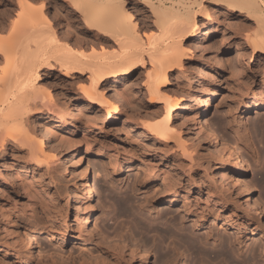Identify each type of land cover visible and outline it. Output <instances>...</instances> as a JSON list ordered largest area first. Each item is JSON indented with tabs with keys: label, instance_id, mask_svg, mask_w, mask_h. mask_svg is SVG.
I'll return each instance as SVG.
<instances>
[{
	"label": "rangeland",
	"instance_id": "rangeland-1",
	"mask_svg": "<svg viewBox=\"0 0 264 264\" xmlns=\"http://www.w3.org/2000/svg\"><path fill=\"white\" fill-rule=\"evenodd\" d=\"M2 1L3 0H0V4ZM12 1L15 3L17 0ZM49 1L51 3H49V11L52 13L50 16L56 11L57 7L55 6V2L56 5L61 4L64 7L67 6L65 0ZM130 5L133 7L134 12L135 10L138 11L135 14L138 20H141H139L141 25H146V22L147 24L151 23V13L143 11L135 1ZM206 5L208 8L210 7V12L208 16L201 14L198 16L199 33L197 32V39L190 38L191 40L189 39L185 44L194 51L191 52L190 57L185 60L183 69H177L169 74L171 83L164 87L166 93H170L178 100H181L183 97L185 98V100L181 102L183 108L175 112V119L173 122L174 136L166 140L168 141V146L171 144L170 148L167 146V151L162 145L163 143L160 142L158 138L152 136L144 127V121L147 115L156 114L163 109L161 103H152L149 100V92L146 85V72L150 68L149 64L146 68H140L136 74L121 79L119 82H116V86L108 89L109 92L106 94L108 95L107 98L109 97L110 101L116 102L120 107L118 113H110V115L114 114L115 117L110 116L105 109L97 104L87 108V99L80 92L79 88V86L84 85V83L85 85L89 84L87 75L83 79L75 78L72 82L65 84L63 82L65 79L64 76L62 75L60 77L59 75H61V73L57 69L49 71L44 70L41 72L42 75L39 84L41 83L49 86V79L54 73L59 77L57 79L54 78V87H52L53 91L51 92L55 102L59 104L58 106L61 111L59 112V117L49 122L50 126L54 128L53 132H56L55 134L57 135H55V137L53 133L49 135L48 139L46 138V150L50 152H48L49 154H54L55 157L47 162L43 157L33 156L30 152V147L27 145H22L10 139L7 145L0 146V212L4 211L9 213L11 211V221L16 223V225L9 221L5 223L0 213V264H112L113 261L118 264H143L141 259L138 258L140 257L138 256V250H144V248L149 247L150 257L145 264H160L158 263L159 261L156 260V252H154L156 250L154 249H158V246L161 244L159 241L162 239L160 235L162 236L163 232H157L161 231L163 225H165V227L169 225L171 228H176V230L173 229L175 233L177 229H179L180 231H177L178 233H176L175 236L182 235L184 230L182 231L181 229H186V226L187 230L195 231L194 234H196V236L198 235L197 233L200 235L204 233L205 230L202 229L199 230L200 232H197L192 229L193 226H191L192 222L190 220H188L189 223H185L186 226L184 227V224L182 223L183 226L181 225V221L178 217H176L174 221H172L171 215L164 216L166 220L164 217L161 218L160 212L162 209H159V205H156L158 207L157 210H160L159 212L157 210H152L149 206L145 208L144 206L147 204H144L145 198H147V196H152L151 198L155 200L157 196V191L155 190L159 188L154 186L151 181L144 182L141 181L140 178H142L144 172L149 174L166 172L169 174L174 169V171L186 177L188 175L187 167L192 163L194 164L193 166H195L193 167V172L196 176H194V178L196 181L202 182L203 186L200 189L196 184L191 186L188 195L191 196L193 200L198 202L201 201V205L203 204L202 207L206 206L207 208L208 206L209 208L207 209L216 208L218 205L220 207V204L215 205L213 203V193L215 192L214 190L218 192V190L220 191L221 189L220 192H222L223 196L225 195L224 197L227 196L228 199L239 200L238 202H240L242 197H236L235 192L230 189L227 190L226 188L228 187L225 182L222 179L220 180V173L223 172V168L220 167L219 162L215 158L216 151L213 149L214 145L212 138H215L218 143L225 140L228 145L235 143L238 146V155L245 166L241 178L251 183L250 186L253 199L257 197H259L257 199H261L262 202L260 201L259 208L264 216V167L261 165V161L264 158V111L261 113L253 112L250 115H248L246 111L247 106L251 108V111H254L253 102L257 101L255 100L257 97L264 96V72L260 68L264 61V52L256 53L253 51V47L247 42L246 37H244V34L255 24L252 21L245 20L243 12L236 11V13L232 14L227 10L225 5H218L215 2H208ZM1 8L2 6H0V9ZM14 10L16 11L17 8L13 9V12H15ZM226 11L228 12L226 13ZM69 12L70 10L67 13L69 14ZM51 17L53 18V16ZM144 17H147L146 20ZM240 20H243L244 23L248 22L249 27L241 23ZM54 22L57 27L60 26V21L58 19H56V21L54 19ZM250 24L253 26H250ZM1 26L0 21V32H2ZM242 27L245 28L243 29ZM246 28L249 29L244 32ZM144 30H148V32L150 31L151 33L153 29L144 27ZM239 30L241 32L244 31L241 34ZM3 31L5 32H3L4 34L8 32L7 29H3ZM203 32H206V34L200 36ZM61 36L62 33L60 29V39L63 38ZM75 39L76 37L71 39V41L74 43ZM86 41L87 42H83L84 46L82 50L84 51L82 52L88 51L87 53H89L90 49H92L90 52L95 51L92 42ZM96 47L101 50V46L99 48V46L96 45ZM209 63L212 64L209 65ZM0 64H4V61L1 60ZM103 87L104 85H102L100 89ZM115 90L120 91V93L116 91L120 96L127 91H131V93H124L130 96H123V98L122 96H117ZM213 91H216V95L209 103L206 112L207 119L200 115V113L197 114L199 108L194 106V103H199L203 97L208 98V95ZM128 96L129 98L133 97L136 101L130 99L132 101L131 103L130 100L127 99ZM260 100L264 101V98L259 99V101ZM76 102L84 108L86 106L84 109L86 112L85 115H78L74 105ZM193 114H196L199 125L196 120L195 126H193ZM39 115H41V113L37 112L33 116L32 126L37 124L38 118L40 117ZM78 117L81 121L78 120ZM57 119H59V121ZM206 119L218 130L216 135L212 132L210 127H208V122H205ZM65 121L73 123L74 126H66ZM114 124L119 125V130L114 128ZM201 125L204 129L208 127L207 131L211 135L203 137L202 135L206 134L204 131L198 133L197 127ZM60 136H62V139H58L59 142L65 140L64 142L59 143L58 140H56V138H60ZM243 136L247 141L244 140ZM180 140H183V142L185 141L187 145L189 144V147L191 146L190 149L192 150L188 147L191 153L187 151L188 154H186V156L184 153H181L184 151H181L182 148L178 146ZM56 142L59 144H56ZM159 147L163 148L160 149ZM89 149L92 152L87 154ZM169 149L173 150L170 151ZM189 155L193 159H191V157L189 159ZM72 157H77L76 159L78 160L80 159V163H72L74 162L72 161ZM195 158L197 160L200 159V162H196ZM110 160L119 161L124 165L120 174L114 173L116 177H112V174L110 175L106 170L105 165L109 164ZM181 160H183L182 162L184 164L180 162ZM47 163L50 164L48 165ZM176 163L181 167L179 168ZM195 163H198V166L195 165ZM134 164L139 165L140 169ZM184 165H187V169L184 168ZM171 166L175 167L172 168ZM85 167L87 168L88 180H90L91 183H93L94 179L98 181V194L94 192V196L91 199H82L79 190L82 187L81 183L83 180L79 172ZM141 169H143V171ZM5 170H9L8 173L10 174L5 173ZM94 174L96 178H93L95 177ZM10 175L11 177H9ZM229 175L231 178L235 177L234 179L237 177L235 170L228 169L227 176ZM242 179H240V182H242ZM186 180L187 177L184 180L187 184ZM209 190L213 191L210 192ZM227 191L231 192L229 193ZM125 197L129 200L127 204L124 203L126 204L124 205L126 211L120 209L121 207L119 205L120 198L124 199L125 202L127 201ZM199 197H201L203 201L200 200ZM205 199L208 200V204H206ZM149 208H151V210H149ZM88 213H91V220H94L96 226H99L96 227L94 231L92 229L94 222L92 226L87 225L86 214L88 215ZM174 213L177 214V212ZM150 216H153L157 221ZM168 217H170V219ZM35 220H37L36 223H34ZM154 221L156 223L161 221L162 223L159 222L160 224L157 223L156 225ZM24 222H27L25 224L30 223L32 225L30 231L34 234L33 236L35 239L33 238V241H39L42 252L39 254L35 247L31 248L30 251L32 254L30 258L26 261H21L20 257L12 254L9 246L13 244L14 246L19 245V237L17 236L20 232L23 233L25 227ZM150 223H154V227L158 226L156 227L157 230L154 228L156 231L154 229L152 231L153 225H150ZM261 223L264 224V221ZM179 225L182 226V228H180ZM104 227H106V230ZM91 230L92 233H90ZM115 231L117 233L120 232L116 235L117 233ZM213 231V236L215 238H211L210 242L209 239L205 237L206 232L204 236L203 234L200 235L203 236L204 239L206 238L207 245L205 243L203 246L205 245L208 249L216 247L213 242L216 244L215 239L218 238L217 232H220L223 236L225 235V237L229 235L227 231L225 232V228L221 223L214 224ZM128 235H132V237L135 235L134 238L137 236L135 238L136 243L133 241V238H130ZM177 237H173V241H170L168 238L170 241L168 244L171 245L170 247H172V244L176 243L181 250L176 244L175 246L178 247L183 256L185 252L186 257L184 256V260L188 262V264L192 262L193 264H198V257L191 252L184 242H182L183 244L180 243V237H178V239ZM258 237L259 235L256 236V234L254 235L250 231V239L248 240L249 247L252 245L251 243L254 244L255 241L259 243L260 239ZM123 238L127 241H124ZM129 238L131 241H129ZM151 240L155 244H152ZM119 241H122L124 244H120ZM145 243L150 244L147 246ZM134 245H136L138 250H133L132 252ZM248 249L249 248L244 247L242 250L243 253L245 252L246 256L248 255L247 253H249ZM131 252L135 255L132 256ZM257 252L259 251L257 250ZM243 253L241 256H237V259L241 260L242 257H246ZM116 255H119L117 259L115 258ZM120 258L121 260H119ZM259 260L260 261H257V263L259 262L258 264H261L260 262L264 264V261H262L264 258L262 259L260 256ZM207 261V259H204L203 264H216L215 261ZM115 262L113 264H115Z\"/></svg>",
	"mask_w": 264,
	"mask_h": 264
},
{
	"label": "bare ground",
	"instance_id": "bare-ground-1",
	"mask_svg": "<svg viewBox=\"0 0 264 264\" xmlns=\"http://www.w3.org/2000/svg\"><path fill=\"white\" fill-rule=\"evenodd\" d=\"M134 1L143 9V11L151 13V23L147 24L146 22V25L140 24L141 20L139 19V21L135 14L138 11L135 10L134 12L133 7L130 5ZM65 2H67L66 7L62 6L61 4L56 5L55 2V6L57 8L56 11H54L55 13L51 15L53 16V18L50 16V14L52 13H50L49 11V6L51 4L49 0H17L15 3L12 0H3L0 4V6H2V8L0 9V21L2 25V32H0V61H4L5 64V66L4 64H0V68L3 67L2 69H0V146L7 145L9 139L13 140L22 145H27L28 147H30V152L33 156L43 157V159L47 162L52 160L55 156L54 154H49L50 152L46 150V138L48 139L49 135L53 133V136L57 135L55 134L56 132H53L54 128L50 126L49 122L50 120H54L56 119V117H59V112L61 111V109L58 106L59 104L55 102L54 96L51 92L53 91L52 87H54V78L57 79L59 77L56 73H54L49 79V86L46 84H39L42 71H49L52 69L59 70V72L61 73V75L59 76H64L65 79L63 82L65 84L72 82L75 78L83 79L87 75L89 84L85 85L84 83V85L79 86L80 92L87 99V108L93 107L94 104H97L101 108L105 109V111H107L110 115L111 112L118 113L120 107L116 102H112V100L110 101L109 97L107 98L108 95L106 94L109 92L108 89L116 86V82H119L121 79L131 77L132 75L136 74L140 68H146V66L149 64L150 68L146 72V85L149 92V100L152 103H161L163 109H160L161 111L153 115L149 113L150 115H147L146 120L144 121V127L148 130L149 133L152 134V136L158 138L159 141L163 143L162 145L166 150L170 148L171 145L169 144L168 146V141L166 140L174 136L173 122L175 119V112L183 108V104L181 102L184 101L185 98L183 97L181 100H178L170 93H166V90L164 91V87L168 86L171 83L169 74L177 69H183L185 60L190 57L191 52L194 51H192V49L187 47L185 44L190 38H196L198 35V16L200 14L206 16L209 15L210 7L208 8L206 3L215 2L218 5H225L227 10L232 14L236 13V11L243 12L245 20L252 21L255 24L254 26L250 24V26L252 25L253 27H251L250 29L246 28L245 31L243 30L244 32H246V30L249 29L244 34V37H246L247 42H249V44L253 47V51H255L256 53L264 52V0H65ZM14 7L17 8L16 11L14 10L15 12H13V9H15ZM69 10L71 13L69 12L68 14L67 12ZM228 11H226V13ZM144 18L146 20L147 17ZM54 19L55 21L56 19L60 21L59 27L56 26ZM240 22L244 23L243 20H240ZM244 24L249 27L248 22ZM144 27L153 30L150 33V31L148 32V30H144ZM245 27L242 28L244 29ZM3 29H7L8 32L4 34L5 32L3 31ZM60 29L62 33L61 37H63L62 39H60ZM239 32L241 31L239 30ZM205 34L206 32H203L200 36ZM74 37H76V39L73 43L71 39H73ZM86 40L92 42L93 49L95 50L93 52H90V50H92L90 49V54L87 53L88 51L84 52L85 54L82 52L84 51L82 50L84 46L83 42H87ZM96 45H98L99 48L101 46V50L98 49ZM211 64L212 63H209V65ZM260 68L264 72V61L261 64ZM102 85H104V87L100 89ZM116 91L119 90H115V93ZM129 92L131 93V91H127L124 93ZM122 94V97L129 95ZM116 95L120 96V94L118 93H116ZM215 95L216 91H213L208 95V98L203 97L201 98V101H199V103H194V106H197L199 108L197 114L200 113V115L207 118L206 112L208 110L209 103L214 99ZM129 96L127 98L128 100L133 99V97L129 98ZM261 98H264V96L257 97L255 99L257 101L253 102L254 111H251L250 107H246L248 115L253 112L261 113L264 111V101H259V99ZM128 100L126 101L129 102ZM78 102L74 103L77 110L76 112L78 113V115H85L86 112L84 109L86 108V106L84 108ZM130 102L132 103L131 100ZM37 112H40L41 115H39L40 117L38 118L37 124H34L35 126H32V118ZM110 116L113 117L114 114H111ZM194 117L192 119L194 120L193 126H195L196 120L197 124L199 125V121L198 119H196V114L194 115ZM59 119L57 120L59 121ZM207 119L205 122L209 121H207ZM78 120H80V118ZM65 123L66 126H74L73 123L69 121H65ZM113 126L118 130L120 128L118 124H114ZM208 127H210L215 135L218 133V130H216V128H214V126L209 122ZM207 128L204 129L202 125L197 127L198 133L204 131V133L206 134L201 135L203 137H206L207 135L208 137V135L211 134L207 131ZM61 137L62 136H60V138H56V140L62 139ZM64 141L61 140L59 142L58 140L59 143ZM212 141L214 145L213 149H215L214 151H216L215 158L219 162L220 167L223 168V172L220 173V180L222 179L225 182L228 187L226 188L227 190L230 189L235 192L236 197H242L240 202H238L239 200L228 199L227 196L224 197L225 195L223 196L222 192H220L221 189L220 191L218 190V192L214 190L215 192L213 193V203L215 205L220 204V207L218 205V207L216 208L207 209L209 208L208 206L207 208L206 206L202 207L203 204L201 205L200 201L202 200L201 197H199L200 202L193 200L191 196L188 195L191 186L196 184L199 189L203 186L202 182H198L194 178L195 174L193 172V167L195 166H193L194 164L190 163L191 165H188L189 167H187V184L184 182L186 177L174 171L175 169L172 172L170 171L171 173L169 174H167L165 171L164 172L166 174H149L145 172L144 175L141 174L142 178L139 177L141 181H151L154 186L159 188L158 190H155L157 191L155 200L151 198L152 196H147V198H145L146 200H144V204H147L144 207L146 208V206H149L152 208V210H157L158 207L156 205H159V209L162 210L160 212L161 216L159 215V213L158 217L160 216L161 218H163L164 216L171 215V218L173 219L172 221H174V219L176 220V217H178L181 222L179 220L177 221L180 222L182 226L184 224V227L186 226L185 223L190 220L192 222L191 226H193L192 229L196 230L197 232L202 229L205 230L204 233H201L200 235L203 234L204 236L206 232L205 237L209 239V242L211 241L210 239L214 237V224L221 223L224 226L225 232L227 231L229 235L225 237V235L223 236L220 234V232H217L218 238L215 239L216 244L213 242L216 247L212 246L214 248L209 249L208 247L206 248L205 245L203 246V244H205L207 241L206 238L204 239V237L200 236L197 232L196 233L198 235L196 236V234H194L195 231L193 232V230H187V226L186 229H181L182 231L184 230V232L183 234L180 233L182 234H179L180 236L177 235L181 240V242H179H184L191 250V252L198 257L197 259L202 260H198V264H203L204 259H207V262H209V260L215 261L216 264H258L259 262L257 263V261H260V256L262 257V259L264 258V224L261 223L262 221H264V216L262 215V212L259 208V203H261L262 201L261 199H257L259 197L254 198L255 200L253 199L252 189L250 186L251 183L246 179L241 178L244 173L245 166L243 165L242 159H240V156L238 155V146L235 143H231L230 145H228L226 144L225 140H222V142L220 141L221 143H218L215 138H212ZM58 142H56V144ZM178 146L183 149H181V151L184 152L181 153H184L185 156L186 154L191 153V151H189L191 146L189 147V144L187 145L185 141L183 142V140H180L178 142ZM169 150L172 151L173 149ZM187 151L189 152L187 153ZM87 152V154H89L92 151L89 149ZM190 157L191 156L189 155L188 158L190 159ZM72 158V161H74L72 163L78 164L81 161L80 159H76L77 157ZM242 158L244 157L242 156ZM191 159L193 158L191 157ZM182 161L183 160H181L180 162L184 164ZM195 161L200 162V159H196ZM109 164H107L108 166L105 165V167L110 175L112 174V177H116L114 176V173L120 174L124 168V165L116 160H110ZM197 164L195 163V165ZM261 165L264 167V158L261 161ZM136 166L140 169L139 165ZM186 166L184 165V168H186ZM171 167L174 168L175 166ZM178 167L180 168L181 166L178 165ZM228 169L235 170V172L237 173L236 179H234L235 177L231 178L230 175L227 176ZM141 170L143 171V169ZM8 171H6L5 173L10 174L8 173ZM79 173L83 178L81 183L82 187L79 189L81 198L91 199L94 196V192L98 194V181H96L97 179H94L93 183H91V181L88 180L86 167ZM9 177H11V175ZM93 178H96V175ZM240 179H242V182H240ZM209 191L212 192L213 190ZM227 192L230 193L231 191ZM125 199L127 200L128 198L125 197ZM128 201L129 200L125 202L124 199L120 198V209L126 211L124 205H126ZM205 202L206 204H208V200H206ZM151 208H149V210H151ZM10 212H0L2 218L4 219L2 220L5 223L6 221L14 223L13 221H11ZM174 212H177V214H175ZM168 218L170 219V217ZM86 219L87 225L92 226V223L94 222V226L92 228L93 231L96 230V227H99L96 226V222L94 220H91V213H88V215L86 214ZM152 219H154V217ZM36 221L37 220H35L34 223H36ZM155 221L154 223H156ZM159 222L161 221H158L157 223ZM25 223L27 222H24V224ZM14 224L16 225V223ZM153 224L150 223V225ZM147 225L149 227L148 223ZM154 225L152 231L154 228L156 229V227H158H154ZM166 226L167 227L163 225V228H165H162L161 231L157 232H163V234L162 236L159 234L160 238H162L160 239L161 241H159L161 243L160 246H158V249H154L156 250L154 251L156 252V260H158V263L160 264H188V262L184 260L185 252L183 256V254H181V252L179 251V249L181 250V248L176 243L175 244L179 247V249L177 246H175V244H172L173 242L171 243L172 247H170L171 245L168 244L173 237H177L175 235L180 230L177 229L178 232L176 231L175 233L174 230H176V228H171L169 225ZM182 226H180V228H182ZM106 227H104L105 230ZM31 229L32 225L30 223L25 224V227L23 229L24 231L22 230L23 233L20 232L17 236L19 237V245L14 246V244H11L12 246H9L12 254L20 257L21 261H26L30 258V255L32 254L30 251L31 248L35 247L38 250L39 254H41L42 252L39 241H33L34 234H32V232L30 231ZM250 231L254 235L256 234V236L259 235L258 238L260 239L259 243L256 241L254 244L251 243L252 247H249L248 245V240L250 239ZM90 233H92V230L90 231ZM118 233L116 235H118ZM134 236L135 235H133L132 237L131 235L129 237H132L133 241L136 243L135 238L137 236L135 238ZM125 238H123L124 241L126 240ZM130 238L129 241H131ZM168 238L170 239V241L168 240ZM122 241H119L120 244L122 243ZM150 243L145 244L148 246V244ZM153 243L154 242H152V244ZM244 247L249 248V253H247V256L245 252L243 253L242 251ZM133 248L134 249H132V252L133 250H138V248H136V245H134ZM149 248L138 250V256H140L138 258L141 259V262L143 264H145L150 257ZM257 250L259 252H257ZM242 253L246 257H242L241 260L237 259V256H241ZM134 255L132 253V256ZM117 256L119 257V255H116V259L118 258ZM119 260H121V258ZM114 262L115 261H113V263ZM260 263L263 264L262 262ZM115 264L118 263L115 262ZM191 264H193V262Z\"/></svg>",
	"mask_w": 264,
	"mask_h": 264
}]
</instances>
